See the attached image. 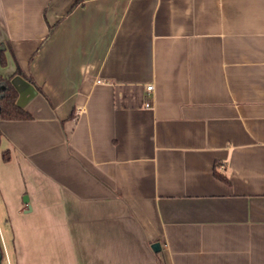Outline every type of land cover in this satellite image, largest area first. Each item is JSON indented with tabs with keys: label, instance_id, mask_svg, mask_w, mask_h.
<instances>
[{
	"label": "crops",
	"instance_id": "0c3cea01",
	"mask_svg": "<svg viewBox=\"0 0 264 264\" xmlns=\"http://www.w3.org/2000/svg\"><path fill=\"white\" fill-rule=\"evenodd\" d=\"M0 56L13 264H264V0H0Z\"/></svg>",
	"mask_w": 264,
	"mask_h": 264
},
{
	"label": "trees",
	"instance_id": "16d2710c",
	"mask_svg": "<svg viewBox=\"0 0 264 264\" xmlns=\"http://www.w3.org/2000/svg\"><path fill=\"white\" fill-rule=\"evenodd\" d=\"M0 61L4 58L0 56ZM31 114L17 103V90L8 77L0 75V118L4 119H26ZM5 159L8 158L6 152L3 153ZM225 179L223 175H219Z\"/></svg>",
	"mask_w": 264,
	"mask_h": 264
},
{
	"label": "rangeland",
	"instance_id": "374dc122",
	"mask_svg": "<svg viewBox=\"0 0 264 264\" xmlns=\"http://www.w3.org/2000/svg\"><path fill=\"white\" fill-rule=\"evenodd\" d=\"M11 239H3L0 231V248L2 252V264H13Z\"/></svg>",
	"mask_w": 264,
	"mask_h": 264
},
{
	"label": "built area",
	"instance_id": "2783aa9c",
	"mask_svg": "<svg viewBox=\"0 0 264 264\" xmlns=\"http://www.w3.org/2000/svg\"><path fill=\"white\" fill-rule=\"evenodd\" d=\"M152 88H153V85H152L151 83L148 84V85H146V90H147V91L152 90ZM144 106H145V107H151V106H152V102H151V100H150V99H146V100L144 101Z\"/></svg>",
	"mask_w": 264,
	"mask_h": 264
},
{
	"label": "water",
	"instance_id": "95a60500",
	"mask_svg": "<svg viewBox=\"0 0 264 264\" xmlns=\"http://www.w3.org/2000/svg\"><path fill=\"white\" fill-rule=\"evenodd\" d=\"M24 199H27V196H24ZM152 247L154 250H158L160 248V243L159 242H154L152 244ZM0 264H2V252H1V248H0Z\"/></svg>",
	"mask_w": 264,
	"mask_h": 264
}]
</instances>
